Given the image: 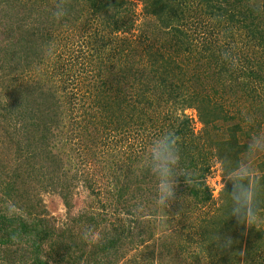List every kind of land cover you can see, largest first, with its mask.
Returning <instances> with one entry per match:
<instances>
[{"label":"trees","instance_id":"1","mask_svg":"<svg viewBox=\"0 0 264 264\" xmlns=\"http://www.w3.org/2000/svg\"><path fill=\"white\" fill-rule=\"evenodd\" d=\"M139 1L146 20L125 54L141 66L133 70L131 91L121 86L123 70L115 82L106 80L101 47L132 28L133 0H62L68 14L59 20L52 13L61 0H0V264H141L136 254L122 259L152 239L164 217L157 178L147 168L152 141L174 137L179 158L170 200L188 199L195 209L212 199L204 181L210 159L218 158L228 175L249 152L255 138L249 125L260 130L264 120V0ZM93 24L94 44L76 43L73 35L81 37ZM84 56L103 76L101 87L114 89L100 100L97 133L88 135L94 142L89 157L105 171L106 183L96 186L84 176L86 203L73 213L80 174L65 141L77 131L66 128L67 88L60 78L74 75L76 66L84 69ZM187 108L197 111L198 132ZM222 125L226 134L210 138ZM84 142L73 149L79 155L89 147ZM258 169L255 212L264 210V153ZM232 191L229 181L216 212L200 220L182 211L188 230L178 251H188L191 264H203V254L209 264H264V228L251 224L245 233L246 221L231 215ZM44 193L62 199V224ZM3 201L18 214L7 213ZM192 242L197 246L188 250Z\"/></svg>","mask_w":264,"mask_h":264},{"label":"rangeland","instance_id":"2","mask_svg":"<svg viewBox=\"0 0 264 264\" xmlns=\"http://www.w3.org/2000/svg\"><path fill=\"white\" fill-rule=\"evenodd\" d=\"M54 4L56 0H51ZM132 12H130L131 18L134 20V25L131 29H129L127 32L120 31L118 37H114L113 39H110L108 41H105L104 48L101 47V50L103 53L106 51V57L108 63L106 68H103L104 74L107 75L105 78L108 82H115L117 78L121 76L122 70L124 71L125 77L122 76L123 82H121V86L124 85V87H130L131 83H135V80H133L134 74L137 75V72H134L135 67L141 68V66H138L136 64H133L135 62L134 56L132 54L128 55V59L126 58L125 54L127 53L128 47L126 46L128 44V39H131L134 41L135 36H137L138 32L143 27V24L146 20V16L143 11V4L139 0H133L132 3ZM96 28L97 25L93 24L90 29H87L86 34L82 35L78 38V35L74 34L75 31L72 33L73 38L76 40V43L83 44L85 47L89 45H93L94 37L96 35ZM4 35L3 33V26L0 25V39ZM101 41V40H100ZM139 48V44H135ZM83 48V47H82ZM123 51H121V49ZM125 52V53H124ZM124 53V55H122ZM91 59V57H89ZM89 59L86 60L85 56L83 60H85L86 64L84 69L78 68V66L74 67V75L67 73V75H64L60 78L61 82V88L65 86L67 89H65V93L63 95V101L67 105L66 108V122H71L66 125V128L68 130L76 129L77 135L73 136L72 139L66 140L67 143V151L72 152L71 158L74 160L72 161L75 165L76 170L79 171V179L76 189L78 190V197L77 198V204L76 207L73 209V213L79 212L84 204L86 203L85 195L83 193H88V191L85 189L84 186V176L85 177H92L95 181L96 186H102V184L105 182V171H100L98 169V161L97 159H93L89 157V148L93 145L94 142L90 138H93L95 134L97 133V125L99 124L100 117L104 114V109L101 108V99L104 97V95H107L109 91H112L113 89L108 88H102L100 85L101 77L96 73V68L94 67H88ZM137 63V62H136ZM133 64L134 66L129 69L130 65ZM141 65V64H140ZM110 70H106V69ZM72 73V72H71ZM114 77V78H112ZM100 79V80H99ZM92 84V85H91ZM82 88H80L79 86ZM109 85V84H107ZM77 86L79 88H77ZM90 86V87H89ZM137 86V85H135ZM89 87V88H88ZM115 87V83H114ZM89 89H91L89 91ZM131 91H134L133 85L129 88ZM103 101V100H102ZM185 113L191 118V126L194 129L195 132H198L202 128V124L198 120V114L197 111L193 108H187L185 110ZM252 113V111H251ZM253 115V114H252ZM253 118V116H251ZM72 126L71 129L68 126ZM99 127V125H98ZM251 128V133L255 138L264 137V120L262 121L261 129L259 130L256 126L249 125ZM65 128V129H66ZM94 128V129H93ZM221 129H212V136L210 138H220L223 135L226 134V131L224 130V126L222 125L220 127ZM93 129V130H92ZM91 131L90 138L88 137L89 132ZM256 131V132H255ZM71 134H75L71 133ZM100 134V133H99ZM99 136V135H98ZM259 136V137H257ZM98 138V137H97ZM79 140L82 142V145L84 146V141H89L88 144L89 147L85 149H80L81 154L79 155L74 148L78 147ZM109 140H113L110 138ZM252 142V141H251ZM81 144V143H80ZM143 150H140L142 153ZM144 152V151H143ZM263 153L264 151H254L249 154L247 152L245 155H243L242 162L250 164L251 167L254 170V174L258 172V163L260 160L263 159ZM88 156L89 159L87 161H83L82 157ZM10 160L13 161V158L10 157ZM211 169L206 175L205 186H208L211 194L212 199L206 203L203 206H199L198 208L192 207V203L188 199H181L176 204H173V200L168 201V204L166 207L160 206V210L158 211V214H163L164 217H162L161 221L158 219L157 223L158 226H156V232L152 239H149L146 241V243L138 245V247L135 249L136 253H129L127 254L123 259L126 261L130 258V256L137 255L139 262L141 264H191L192 261L189 259V257L185 258V253L183 252L179 253L178 249L181 250V246L183 241H185V234L188 230L187 226L183 227L184 224V216L182 214V211L184 210L187 212V214L190 216L193 220H200L203 216L211 215L212 213H215L217 210V207L220 206L222 200V191L224 188H226V183L231 181L228 178V175H225L223 173V168L220 160L216 157H212L211 159ZM221 177H223V181L221 180ZM254 179V177H253ZM106 183V182H105ZM110 185L112 183H109ZM258 185V184H257ZM112 186V185H111ZM261 185H258L257 187L260 188ZM44 200L46 205L48 206L49 210H51L52 215L55 216L58 220L59 224H62L66 221V207L63 204L62 199L55 193H44ZM187 205L190 206L189 209L187 208ZM1 206L5 211L9 214H18L15 212H12V205L9 202H1ZM157 205H153V207ZM261 210V211H260ZM259 211L255 212V220L252 222L246 221V229L245 233L247 232L248 225L253 224L255 228H264V213L263 209H260ZM17 212V211H16ZM121 214V215H117ZM123 212L116 213L110 216V220L114 221L117 219L116 216L122 217ZM168 215V217H167ZM183 227V229H182ZM178 228V229H177ZM97 236V233H94V237ZM246 236V234L244 235ZM160 243L161 248L163 249V252H159L160 247L158 245ZM164 244H167V247L164 246ZM174 244V245H173ZM197 246L194 242L190 245V249L188 250H194V247ZM175 248L177 250V253H167L168 249ZM154 251V254H151L150 251ZM202 263L203 264H209L210 260H207V256L205 254L202 255ZM192 259V258H191ZM191 261V262H190Z\"/></svg>","mask_w":264,"mask_h":264},{"label":"clouds","instance_id":"3","mask_svg":"<svg viewBox=\"0 0 264 264\" xmlns=\"http://www.w3.org/2000/svg\"><path fill=\"white\" fill-rule=\"evenodd\" d=\"M57 4L52 15L59 20L68 14ZM264 151V137L254 138L249 145V152ZM147 168L157 178V203L166 207L174 195V177L179 153L174 137L169 133L154 139L148 149ZM254 170L250 164H239L228 174L233 184L231 193V215L239 222L255 220L256 190L253 185ZM223 181V177H221ZM230 242V241H229Z\"/></svg>","mask_w":264,"mask_h":264}]
</instances>
